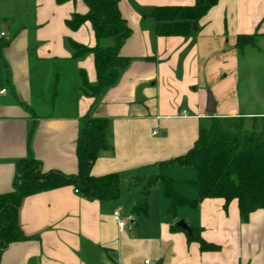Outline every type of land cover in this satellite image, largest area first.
<instances>
[{
  "label": "crops",
  "instance_id": "0c3cea01",
  "mask_svg": "<svg viewBox=\"0 0 264 264\" xmlns=\"http://www.w3.org/2000/svg\"><path fill=\"white\" fill-rule=\"evenodd\" d=\"M194 2L119 0L131 29L119 52L129 61L94 97L80 89L81 73L89 84L96 80L92 52L74 58L67 44L95 45L89 21L67 25L87 12L85 1L0 0V86H7L0 95V194L12 190L15 162L28 149L43 171L75 174L86 113L108 120L111 144L90 173L121 178L117 199H87L72 185L25 196L17 220L27 238L9 243L0 264H264V208L241 221L236 199H199L196 170L172 161L192 147L204 118L264 115V0H218L188 34L156 33L153 8ZM239 35L253 36V45L239 49ZM208 91L214 113L206 111ZM159 173L184 201L173 205L156 177L146 212L133 213L143 185ZM179 218L214 248L189 239Z\"/></svg>",
  "mask_w": 264,
  "mask_h": 264
},
{
  "label": "trees",
  "instance_id": "16d2710c",
  "mask_svg": "<svg viewBox=\"0 0 264 264\" xmlns=\"http://www.w3.org/2000/svg\"><path fill=\"white\" fill-rule=\"evenodd\" d=\"M84 1L88 7L87 12L83 15L74 14L67 21V25L74 29L82 22L89 21L93 27L95 45L89 48L71 40L67 44L74 58L92 52L96 80L89 84L81 73L80 89L88 96L98 97L116 82L118 71L128 64L129 58L122 56L119 51L131 34V29L120 13L119 0ZM217 1L195 0L189 7L153 8L150 16L156 20V33L188 34L193 22L202 17ZM108 39H113V43H106ZM253 43V36L239 35L236 45L242 50ZM1 73L0 64V76ZM0 81V85H6V80L5 84L1 78ZM107 148H111L108 120L86 113L76 138L75 174L65 175L57 170L43 171L30 149L26 157L16 160L13 188L0 194V252L9 243L27 238L17 220L18 207L27 195L72 185L87 199H117L121 181L119 173L110 172L98 176L90 173L100 150ZM172 161L190 165L196 170L197 179L194 183L199 199L220 197L224 199V205L236 199L241 221H247L254 210L264 208V115L250 118L243 115L204 118L199 122L197 138L192 147ZM156 177L164 180L165 192L173 205L184 201L174 193L168 179L159 173L150 177L143 185L144 197L132 206L133 213L146 212L148 186ZM188 237L197 241L203 250L214 248L201 238L198 229H194Z\"/></svg>",
  "mask_w": 264,
  "mask_h": 264
},
{
  "label": "water",
  "instance_id": "95a60500",
  "mask_svg": "<svg viewBox=\"0 0 264 264\" xmlns=\"http://www.w3.org/2000/svg\"><path fill=\"white\" fill-rule=\"evenodd\" d=\"M195 29H196V23L194 22L192 25V30H195ZM206 111L208 113H214L215 112V101L213 99L212 94L209 91H208ZM176 225L183 228L186 232L191 233V228L187 225V223L182 218H179L176 221Z\"/></svg>",
  "mask_w": 264,
  "mask_h": 264
},
{
  "label": "built area",
  "instance_id": "2783aa9c",
  "mask_svg": "<svg viewBox=\"0 0 264 264\" xmlns=\"http://www.w3.org/2000/svg\"><path fill=\"white\" fill-rule=\"evenodd\" d=\"M5 34H6V32L4 30L0 29V40H2L5 37ZM6 91H7L6 87L0 86V95L1 94H4ZM113 217H114L117 225L119 227H123V225L125 224V219H123L122 217H120L119 211H117V210L114 211L113 212ZM143 263L144 264H155L150 258H145L143 260Z\"/></svg>",
  "mask_w": 264,
  "mask_h": 264
},
{
  "label": "rangeland",
  "instance_id": "374dc122",
  "mask_svg": "<svg viewBox=\"0 0 264 264\" xmlns=\"http://www.w3.org/2000/svg\"><path fill=\"white\" fill-rule=\"evenodd\" d=\"M247 45V44H246ZM245 46V45H244ZM247 74V73H246ZM242 76V75H241ZM242 78H243V76H242ZM247 78H248V74H247ZM247 78H245L246 80H247ZM249 78H250V75H249ZM246 84V83H245ZM248 118H250V117H248Z\"/></svg>",
  "mask_w": 264,
  "mask_h": 264
}]
</instances>
